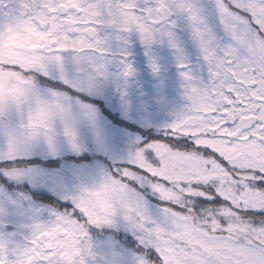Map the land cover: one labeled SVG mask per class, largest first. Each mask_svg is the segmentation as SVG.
Wrapping results in <instances>:
<instances>
[{
  "label": "snow or ice",
  "instance_id": "snow-or-ice-1",
  "mask_svg": "<svg viewBox=\"0 0 264 264\" xmlns=\"http://www.w3.org/2000/svg\"><path fill=\"white\" fill-rule=\"evenodd\" d=\"M41 15L50 39L32 60L0 59V117L20 115L3 129L0 175L28 163L15 157L30 146L53 148L57 120L78 147L77 117L56 93L25 111L37 74L55 67L63 78L65 54L91 89L112 63L132 75L134 39L158 74L151 46L166 42L177 53L185 103L155 136L98 174L42 177L58 192L48 208L0 199V264H264V0H42ZM181 18L197 48L194 61L176 36ZM79 117L95 128L90 109ZM114 223L127 230L116 234L120 243L97 247L91 230Z\"/></svg>",
  "mask_w": 264,
  "mask_h": 264
},
{
  "label": "rangeland",
  "instance_id": "rangeland-1",
  "mask_svg": "<svg viewBox=\"0 0 264 264\" xmlns=\"http://www.w3.org/2000/svg\"><path fill=\"white\" fill-rule=\"evenodd\" d=\"M41 4L42 0H0V59L27 64L50 39L51 25L41 15ZM176 29L180 47L187 58L194 61L197 48L191 39L187 20L181 18ZM236 47L242 56L247 55L245 44L237 41ZM128 51L134 69L132 75L121 76L118 64L112 63L106 77L98 79L91 89L81 85L71 54H65L63 78L55 67L47 74H37L35 91L38 96L47 99L56 93L71 104L77 117L78 147L73 148L68 143L63 135V124L57 120L53 148L44 144L30 146L15 157L28 163L10 165L11 174L0 175V199L24 197L36 205L37 211L48 208L58 198V192L42 177L64 176L70 170L82 172L84 169L90 170L88 175L98 174L123 160L138 141L149 138V134L155 136L159 126L172 118L173 109H179L185 103L175 50L166 42L151 46V54L160 67L158 74L152 72L145 47L138 39H134ZM84 108L90 109L95 128L79 117ZM19 120L20 115L16 112L0 117V149L6 143L3 129ZM22 175L24 179L13 178ZM39 192L47 193L50 199H38L36 193ZM152 202L157 203L156 200ZM126 231L123 225L114 223L100 229L93 228L90 236L97 247L111 246L120 243L116 234L123 237ZM128 235L131 238L130 232Z\"/></svg>",
  "mask_w": 264,
  "mask_h": 264
},
{
  "label": "clouds",
  "instance_id": "clouds-1",
  "mask_svg": "<svg viewBox=\"0 0 264 264\" xmlns=\"http://www.w3.org/2000/svg\"><path fill=\"white\" fill-rule=\"evenodd\" d=\"M49 99L50 98L44 99V98H41L40 96L38 97L35 93H33L31 97L25 103L26 112L29 109H35L38 106V104L44 103L45 101ZM204 264H209V262L205 261Z\"/></svg>",
  "mask_w": 264,
  "mask_h": 264
},
{
  "label": "trees",
  "instance_id": "trees-1",
  "mask_svg": "<svg viewBox=\"0 0 264 264\" xmlns=\"http://www.w3.org/2000/svg\"><path fill=\"white\" fill-rule=\"evenodd\" d=\"M56 87V86H55ZM37 197V196H36Z\"/></svg>",
  "mask_w": 264,
  "mask_h": 264
}]
</instances>
